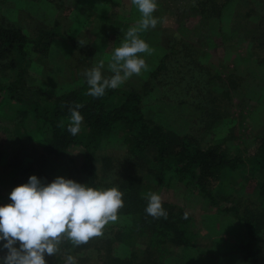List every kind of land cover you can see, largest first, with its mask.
Instances as JSON below:
<instances>
[{
    "label": "rangeland",
    "instance_id": "obj_1",
    "mask_svg": "<svg viewBox=\"0 0 264 264\" xmlns=\"http://www.w3.org/2000/svg\"><path fill=\"white\" fill-rule=\"evenodd\" d=\"M224 1L157 0L153 13L158 20L156 27L139 33L153 49L151 55L142 54L148 70L133 75L120 87L145 95L142 103L148 118L203 148L218 144L232 157L242 156L247 161L264 137V0H230L220 8ZM140 18L131 0H0V21L30 37L56 24L66 33L53 39L47 56L28 49V85L23 93L33 99L79 87L86 80L83 73L101 62L103 75L111 76L108 64L113 51L124 40V33L138 26ZM193 58L201 69L198 78L191 81L183 77L189 73L188 63ZM164 60L167 74L153 82L152 73ZM159 80L170 82V86L162 87ZM9 126L13 127L0 124V204L11 203L9 195L22 179L9 165L13 160L29 165L27 175H36L44 183L64 177L84 184L74 168L82 165L84 150H70L76 165L69 167L65 159L47 154L38 145L13 141L4 130ZM127 143L123 131L114 132L96 148L100 188L107 189L128 174H144V195L157 193L163 208L189 215L192 222L187 229L193 238L196 236L194 247L170 254L163 251L160 256L147 247V240L140 239L139 257L133 264L143 259L146 264H238V251L246 240L244 225L169 175L155 184L154 171H147L145 160L127 155ZM262 182L264 167L247 164L238 171L225 172L211 189L223 208L238 203L252 208ZM96 238L103 240L102 236ZM96 238L80 252L78 264H103L100 256L108 251L106 247L102 252L94 249ZM104 240L109 243L112 238Z\"/></svg>",
    "mask_w": 264,
    "mask_h": 264
},
{
    "label": "trees",
    "instance_id": "obj_2",
    "mask_svg": "<svg viewBox=\"0 0 264 264\" xmlns=\"http://www.w3.org/2000/svg\"><path fill=\"white\" fill-rule=\"evenodd\" d=\"M229 2L230 0H225L220 8L226 7ZM65 35L56 24L32 38L22 29L0 21V124L6 122L13 126L4 129L11 139L38 145L47 154L65 159L69 167L76 165L75 158L69 155L70 150H84L82 165L74 168L80 175L81 182L101 189L95 150L114 132L123 131L128 140L127 155L133 159L145 160L144 163L148 164L147 171H154L155 184L169 175L177 183L198 192L219 212L232 213L244 225L246 240L240 245L238 264H264V182L257 190L258 196L252 208H245L239 203L223 208L220 199L211 189V184L227 171H238L246 168L247 164L254 168L264 167V137L257 152L246 161L242 156L232 157L218 144L203 148L199 143L181 137L148 118L142 103L145 95L132 88L108 89L103 97L94 98L87 95L88 85L85 80L79 87L58 96L41 95L38 99L27 97L23 90L28 85V49L32 47L36 54L47 56L53 39ZM68 37L75 40L72 35ZM172 52H175L174 49ZM165 66L164 60L152 73L153 82L167 74ZM188 66L189 73L183 78L188 80L187 77H190L194 81L198 78L201 67L194 58ZM159 82L162 87L170 86V82ZM152 89L153 87L150 91ZM194 95L198 96L196 93ZM76 103L84 105L80 109L84 120L80 132L72 136L67 131L70 122L68 106ZM178 103L182 104L183 101ZM9 165L17 171V176H22L21 181L16 182L18 186L28 182L32 175H27L29 170L25 168H29V165L20 160H13ZM144 179V174H128L109 186L116 187L123 193L124 206L118 210V219L109 222L103 229V240L96 238L95 243H92L99 252L107 248L105 256H100L103 264L135 263L139 257L137 246L141 244L140 239L147 240V247L155 249L159 256L163 251L170 254L174 250L182 252L195 246L196 236L193 238L187 229V225L192 222L189 215L183 211H174L173 208H164L168 213L166 219H156L146 213L148 200L144 195L147 187ZM108 236L112 238L109 243L104 240ZM3 243L0 242V257L6 255L7 251L3 249ZM90 246L88 242L74 247L70 241L65 240L57 255L46 256V260L48 264H65V257L72 255L78 264L80 252ZM180 256L181 254L178 257ZM140 262L146 264L144 259Z\"/></svg>",
    "mask_w": 264,
    "mask_h": 264
},
{
    "label": "clouds",
    "instance_id": "obj_3",
    "mask_svg": "<svg viewBox=\"0 0 264 264\" xmlns=\"http://www.w3.org/2000/svg\"><path fill=\"white\" fill-rule=\"evenodd\" d=\"M131 3L141 14L138 26L129 28L120 46L114 49L108 64L111 76L103 75V62L83 73L89 96L103 97L106 90H115L133 75L148 70L142 54L151 55L153 49L139 33L156 27L158 20L153 13L158 7L157 0H131ZM79 43L84 46L82 41ZM83 106L79 103L68 106L67 131L72 136L81 130ZM122 197L116 187L95 189L64 177L44 183L32 175L27 183L11 191V203L0 206V242H4L2 247L7 250L0 257V264H48L46 256H56L65 240L79 247L101 237L105 226L118 219V210L124 206ZM146 198V213L166 219L168 213L161 196L150 192ZM65 264H76V259L67 255Z\"/></svg>",
    "mask_w": 264,
    "mask_h": 264
}]
</instances>
